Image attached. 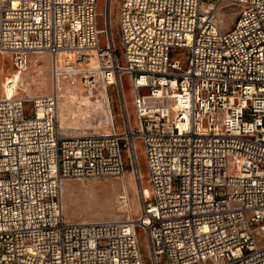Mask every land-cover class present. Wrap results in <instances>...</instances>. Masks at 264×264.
<instances>
[{
  "label": "built area",
  "instance_id": "obj_1",
  "mask_svg": "<svg viewBox=\"0 0 264 264\" xmlns=\"http://www.w3.org/2000/svg\"><path fill=\"white\" fill-rule=\"evenodd\" d=\"M102 1L0 0V55L24 73L45 54L52 79L30 95L12 76L0 98V264H264V0H120L116 27ZM79 74L103 87L107 133L61 131L59 81ZM128 165L137 218H66V182Z\"/></svg>",
  "mask_w": 264,
  "mask_h": 264
},
{
  "label": "rangeland",
  "instance_id": "obj_2",
  "mask_svg": "<svg viewBox=\"0 0 264 264\" xmlns=\"http://www.w3.org/2000/svg\"><path fill=\"white\" fill-rule=\"evenodd\" d=\"M120 0H114L113 11V23L116 27L117 11ZM100 10H104V1L99 2ZM233 13L232 9H226L219 15L220 27L224 32H228L235 26L237 16ZM116 43H118L116 39ZM33 60H36L39 67L34 66ZM43 72V76L40 77V72ZM50 61L47 55H36L32 57L28 72L18 73L13 65L11 58L7 55H0V98L5 93L6 80L12 76H20L23 80H17L21 82L28 91H21V93H27L30 95H42L47 94L52 89V79L50 72ZM13 77V78H14ZM44 84V85H42ZM125 95L129 106L130 116L133 120H136V113L133 107V94L131 79L129 76H125L123 79ZM61 94L64 99L63 104L66 106L61 109V118L66 117L65 121L62 118L63 127L70 133H63L65 136L71 137L74 133L72 128L78 134H85L93 132L96 129H101L102 133L105 130L108 131V121L106 117V111L103 109L94 110L97 106L93 105L90 109H86L83 113L86 114V118L81 115L74 121V116L77 111V104L74 102L77 98L86 97L87 99L90 93H93L94 98L88 99L93 104L98 102L104 103L103 100V87L98 85L96 88H90L85 85L84 77L77 75L68 77L67 79L60 81ZM92 90V91H91ZM118 90H121L115 86L109 90L112 95L114 104V114H119L118 105ZM91 96V95H90ZM74 97L76 99L74 100ZM61 99V101H62ZM62 104V105H63ZM98 108V107H97ZM78 117V116H77ZM91 134V133H90ZM139 145V146H138ZM137 148L139 151L140 166L143 176L144 187L148 188V175L147 166L143 153V149L140 143ZM125 178H110L103 180H74L66 183L64 187V207L66 218L72 222H97L104 220H125L127 217L137 218L140 211L139 202V188L140 182L133 173L130 165L127 167Z\"/></svg>",
  "mask_w": 264,
  "mask_h": 264
},
{
  "label": "bare ground",
  "instance_id": "obj_3",
  "mask_svg": "<svg viewBox=\"0 0 264 264\" xmlns=\"http://www.w3.org/2000/svg\"><path fill=\"white\" fill-rule=\"evenodd\" d=\"M43 55H45V54H43ZM33 63H34V66H37V67H39V69H41L42 67L41 66H38L36 63H38V62H36V60H33ZM90 67L91 68H96L97 67V61H96V59L95 58H93V59H91V63H90ZM29 68V67H28ZM26 72H28V69H27V71ZM22 73V72H21ZM44 74H43V72L41 71L40 72V74H39V76L40 77H42ZM0 76H2V72H1V74H0ZM14 77V76H13ZM14 79H16V81L17 80H23V78L22 77H20V76H18V75H16L15 77H14ZM60 82V81H59ZM17 83H18V86H19V88L21 89V91L23 90V91H28L25 87H24V85L21 83V82H19V81H17ZM42 85H44V84H42ZM59 87H60V84H59ZM92 94V92L90 93V95ZM87 96V97H89L90 99H92V98H94V96L93 95H91V96ZM62 98H63V96H62ZM88 98V99H89ZM76 99V97H74V100ZM86 97H81L80 96V98H77V100L74 102V104H77V111H76V113H75V115H73L74 116V121H76L77 120V122H78V118L82 115V116H84L85 118H86V114H84L83 112L86 110V109H88L89 107L91 108L93 105H95V106H97L96 107V109H94V110H99L100 108L101 109H103V111L105 110L106 111V117H107V121H109V119H110V110H109V105H108V102H107V99H106V96L103 94V100H104V103L102 104L101 102H98V103H96V104H93L91 101H89ZM63 101H64V99H62V101L60 102V111H59V117H60V127H61V131H62V133H70V131H67V130H65L64 129V127H63V123H62V118H63V120L65 121V119H66V117L65 116H63L62 118H61V109H62V107H64V106H66V104H63ZM110 103H111V100H110ZM63 104V105H62ZM110 106H111V108H112V105L110 104ZM87 107V108H86ZM86 108V109H85ZM89 108V109H90ZM128 108H129V106H128ZM79 112H82V114L81 115H78L79 114ZM130 113V112H129ZM78 116V117H77ZM131 120H132V123L134 124L135 123V120H133V118L131 117ZM78 128V127H77ZM77 128H72L71 129V131L74 133L71 137H83V136H86V135H88V134H90V133H93V132H90V133H85V134H78V133H76L74 130H76ZM102 132H104V131H102L101 129H96V130H94V133H102ZM105 132L107 133L108 131L107 130H105ZM138 145V143H136V146ZM139 146V145H138ZM145 190H149L148 188H145ZM148 193H149V191H147ZM139 202H140V199H139ZM140 212V211H139ZM130 217V216H129ZM134 217H130V220L131 219H133Z\"/></svg>",
  "mask_w": 264,
  "mask_h": 264
},
{
  "label": "crops",
  "instance_id": "obj_4",
  "mask_svg": "<svg viewBox=\"0 0 264 264\" xmlns=\"http://www.w3.org/2000/svg\"><path fill=\"white\" fill-rule=\"evenodd\" d=\"M66 183H68V182H66Z\"/></svg>",
  "mask_w": 264,
  "mask_h": 264
}]
</instances>
